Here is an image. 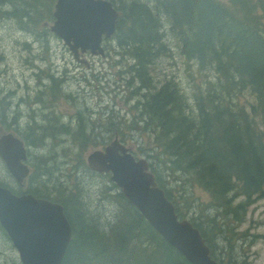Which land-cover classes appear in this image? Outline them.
I'll return each mask as SVG.
<instances>
[{
    "label": "trees",
    "instance_id": "trees-1",
    "mask_svg": "<svg viewBox=\"0 0 264 264\" xmlns=\"http://www.w3.org/2000/svg\"><path fill=\"white\" fill-rule=\"evenodd\" d=\"M55 1L0 0V12L9 6L10 18L19 22L20 29L33 31V25L41 26L47 17H53ZM24 6L27 10L22 12ZM116 7L120 17L116 33L109 40L118 42L120 61L129 65L124 68L126 89L120 94L128 90L139 93L136 107L138 122L143 126L136 128L150 133L149 141L154 140L158 148L159 165L154 161L155 148L147 154L150 170L174 203L178 216L199 228L212 254L211 232L219 231L216 218L207 216V222L201 221L194 207L184 211L167 177L175 178L178 185H198L209 193L212 207L222 210L223 221L242 223L249 206L264 196V2L150 0ZM159 14L161 22H157ZM173 36L179 40L186 61H195L196 72L189 71L192 93L173 74L163 79L156 74L159 82L155 76L154 63L164 55L165 41ZM208 69L212 71L207 74ZM56 93L55 89L51 91V95ZM245 93L252 100L244 102ZM37 102L44 101L41 98ZM5 113L4 107L0 115ZM49 120L54 121L51 127L37 128L34 124L35 133L21 135L29 150L30 176L37 184H42L39 170L48 173L51 163L62 160L54 151L46 150V140L65 133L67 142L73 144L66 148L61 162H72L75 168L84 164L81 157L89 147L106 144L97 138L104 132L103 126L92 116L91 123H83L77 113L70 127L56 118ZM34 148L47 151V156L33 155ZM108 189L113 192L118 212L110 214L111 218L99 215L89 220L77 214V191L63 190L67 200L60 202L65 205L73 235L61 264H192L113 182ZM239 197L244 199L237 201Z\"/></svg>",
    "mask_w": 264,
    "mask_h": 264
},
{
    "label": "rangeland",
    "instance_id": "rangeland-1",
    "mask_svg": "<svg viewBox=\"0 0 264 264\" xmlns=\"http://www.w3.org/2000/svg\"><path fill=\"white\" fill-rule=\"evenodd\" d=\"M111 1L118 6L120 3L126 5L132 1L150 0ZM221 1L225 4L228 2ZM8 7L1 9L0 12V114L2 108L6 109V113L0 115V126L7 132H16L21 136L26 132L35 133L34 124L37 128L51 127V122L54 123L49 120L51 118H56L61 124L70 127L77 113H80L83 122H90L92 116L94 121L103 126L104 132L97 138L106 143L89 147L81 157L84 164L80 167L75 168L76 165L72 167L73 164H70L72 162L63 165L61 161L64 160L65 150L73 142H67V135L57 134L58 130L54 129L57 135L54 139L46 140V150L54 151L62 160L51 163L48 173L39 170L42 184L33 183L30 176L28 186H44L45 192L62 200H67L64 189L77 191L79 195L74 197L75 209L78 211L77 214L88 220L99 215L115 216L119 206L115 202L113 192L108 189L113 181L109 174L91 170L87 162L89 154L93 150L105 147L114 140L117 133L118 139L129 147L137 158H147L149 150L155 148L154 161L159 165L158 148L154 147V140L149 141L150 133L136 128L143 126L138 122L139 110L136 107L139 93L136 90H128L125 94H120L126 89L123 86L126 74L124 68H128L129 65L127 61H120L121 57L118 55L120 53H117L120 52L118 42L113 39L105 41L103 45L106 50L105 56H95L87 52L80 55L79 62L67 44L50 30L49 25L54 21V17H47L40 23L41 26L33 25V31H25L20 29L16 19L10 18L11 9ZM24 7L22 12L27 10L26 6ZM162 20L161 16L160 22ZM170 27L173 28L172 25ZM167 28L165 26L164 29ZM165 43L164 55L154 63L158 82L159 77L163 79L173 74L187 87V92L192 93L190 91L192 78L189 71L196 72L195 61L192 60L191 63L186 61L181 54L180 42L174 36ZM84 60L86 62H83ZM210 71L212 69H208L207 74ZM127 74L130 75L128 72ZM195 80L199 82L200 78L196 77ZM118 84H122V88L119 89ZM53 89L57 92L56 95H51ZM71 91L76 95L68 96ZM41 98L44 102H37ZM243 98L244 102L245 99L252 100L249 93H245ZM36 133L40 132L37 130ZM32 152L33 155L48 154L47 151L37 148ZM13 178L0 157V183L16 186ZM167 178L172 180L169 186L170 188L173 186V194L184 211H190V208L194 207L198 214L196 217L201 221L207 222V216L216 218L219 231L211 232L214 259L223 264H264V196L257 198L249 206L242 223L233 219L223 221L222 210L212 207V197L209 193L198 185L183 186L184 183L178 185L172 176ZM59 191L61 192L57 193ZM60 199L57 201L60 202ZM243 199L239 197L237 201ZM85 209L88 214L86 216ZM0 264H23L18 250L1 224Z\"/></svg>",
    "mask_w": 264,
    "mask_h": 264
},
{
    "label": "water",
    "instance_id": "water-1",
    "mask_svg": "<svg viewBox=\"0 0 264 264\" xmlns=\"http://www.w3.org/2000/svg\"><path fill=\"white\" fill-rule=\"evenodd\" d=\"M119 11L111 0H57L52 32L60 37L75 58L90 51L105 56L103 40L116 32ZM83 62H86L85 60ZM0 157L22 185L30 172L27 148L13 132H0ZM96 172L110 179L135 205L152 227L192 264H221L211 255L199 228L178 216L174 203L150 170L146 158H137L115 139L87 157ZM0 224L19 252L23 264H61L73 229L63 204L32 194H15L0 184Z\"/></svg>",
    "mask_w": 264,
    "mask_h": 264
},
{
    "label": "flooded vegetation",
    "instance_id": "flooded-vegetation-1",
    "mask_svg": "<svg viewBox=\"0 0 264 264\" xmlns=\"http://www.w3.org/2000/svg\"><path fill=\"white\" fill-rule=\"evenodd\" d=\"M162 16V14L158 16L157 18V22L160 21V17ZM164 25V24H163ZM83 55V54H82ZM81 55V56H82ZM81 62V61H79ZM0 128L4 131L3 127L0 126ZM32 170V169H31ZM32 173V172H31ZM30 173V175H31ZM30 175L27 177V181L24 184H19L14 178V181L16 182V186H8L9 188H11L13 190V192L17 193V194H32L38 198H45V199H53L55 201H57L58 197L57 196H51L50 193L45 192L43 190V188H45L44 186H28L30 185ZM58 193V192H57ZM61 201H64L62 199H60ZM62 203V202H60ZM63 204V203H62ZM64 205V204H63ZM65 206V205H64ZM221 263V262H220ZM223 264V263H221Z\"/></svg>",
    "mask_w": 264,
    "mask_h": 264
},
{
    "label": "bare ground",
    "instance_id": "bare-ground-1",
    "mask_svg": "<svg viewBox=\"0 0 264 264\" xmlns=\"http://www.w3.org/2000/svg\"><path fill=\"white\" fill-rule=\"evenodd\" d=\"M45 86V85H44ZM40 110V109H39ZM49 111V110H48ZM91 117V116H90ZM84 123V122H83Z\"/></svg>",
    "mask_w": 264,
    "mask_h": 264
}]
</instances>
